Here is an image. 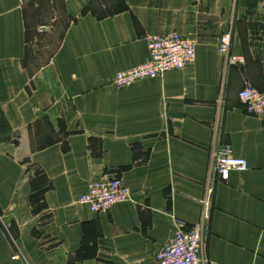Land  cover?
<instances>
[{"label":"crops","instance_id":"1","mask_svg":"<svg viewBox=\"0 0 264 264\" xmlns=\"http://www.w3.org/2000/svg\"><path fill=\"white\" fill-rule=\"evenodd\" d=\"M32 1L0 0V264H157L176 220L204 224L213 264H264V112L239 96L264 94V0H63L60 45L29 71ZM173 31L195 41L193 66L114 85ZM226 149L249 170L224 181ZM102 177L133 196L94 215L80 198Z\"/></svg>","mask_w":264,"mask_h":264},{"label":"built area","instance_id":"2","mask_svg":"<svg viewBox=\"0 0 264 264\" xmlns=\"http://www.w3.org/2000/svg\"><path fill=\"white\" fill-rule=\"evenodd\" d=\"M149 57L140 66L115 76L114 85L118 89L133 86L146 79L160 78L167 72L183 71L196 62L197 50L192 38H185L178 32H168L149 36L147 39ZM231 49V36L226 34L221 39L220 52L228 55ZM237 58L232 57V61ZM241 100L247 105L251 115L259 116L264 112V94L252 87L240 93ZM214 168L220 179L227 181L232 170L245 172L249 163L244 158L234 157L229 149L214 153ZM213 189L209 188L204 201L203 219L209 221V208ZM133 192L123 180L117 177H102L93 181L88 191L81 196L80 203L87 206L94 215L108 212L114 205L131 200ZM178 230L171 240L156 252L157 264H213L205 251V226L198 223L187 226L176 220Z\"/></svg>","mask_w":264,"mask_h":264},{"label":"rangeland","instance_id":"3","mask_svg":"<svg viewBox=\"0 0 264 264\" xmlns=\"http://www.w3.org/2000/svg\"><path fill=\"white\" fill-rule=\"evenodd\" d=\"M108 11H111L108 8ZM28 46L26 67L35 71L55 54L70 24L63 0H35L27 3Z\"/></svg>","mask_w":264,"mask_h":264},{"label":"trees","instance_id":"4","mask_svg":"<svg viewBox=\"0 0 264 264\" xmlns=\"http://www.w3.org/2000/svg\"><path fill=\"white\" fill-rule=\"evenodd\" d=\"M38 176L39 177H37L36 180H32V182H31L32 187L37 189V190L40 189L41 184L45 183L44 185H46V183H47V180L44 177V175L39 174ZM44 185H42V186H44ZM44 190L45 189H43L41 192L33 194V196L31 197V203L35 207L36 211L41 210L43 208V192H44Z\"/></svg>","mask_w":264,"mask_h":264}]
</instances>
